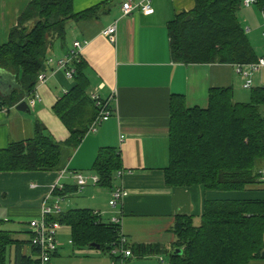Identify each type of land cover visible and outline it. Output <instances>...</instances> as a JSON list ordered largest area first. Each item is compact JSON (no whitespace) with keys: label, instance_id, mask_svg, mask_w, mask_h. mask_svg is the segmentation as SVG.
Here are the masks:
<instances>
[{"label":"crops","instance_id":"0c3cea01","mask_svg":"<svg viewBox=\"0 0 264 264\" xmlns=\"http://www.w3.org/2000/svg\"><path fill=\"white\" fill-rule=\"evenodd\" d=\"M30 1L0 0V46L8 41L10 30ZM127 1L72 0L74 13L105 7L97 18L68 23L65 41H55L48 51L47 59L57 61L69 54L74 42L83 45L79 56L86 63V95L108 101L111 116L96 132L86 134L76 148H63L56 169L0 173V228L18 243L9 248L7 264L33 258L28 223L40 217L44 201L52 206L59 199L61 213L97 212L106 225L121 216V235L131 252L113 259L99 246H75L69 243L70 229L62 226L51 264H168L178 216H191L193 224L199 225L205 201L264 199V193L206 192L201 186L166 185L171 96H182L187 108L204 109L210 89L231 88L233 97H238L242 79L232 65L172 62L167 25L177 15L191 11L195 0H149L151 15L135 9L124 16L121 8ZM112 26L114 43L102 34ZM44 73L46 80L36 89L39 101L29 112H17L15 107L0 111V149L32 139L36 124L53 141L64 144L68 140L69 132L54 106L74 82L54 65L46 66ZM100 148L120 154L123 174L118 178L114 173L112 189L121 186L128 195L117 209L108 205L112 189L91 182ZM76 175L84 177V187H78ZM137 247H144L146 253L141 254ZM249 264H264V258Z\"/></svg>","mask_w":264,"mask_h":264},{"label":"trees","instance_id":"16d2710c","mask_svg":"<svg viewBox=\"0 0 264 264\" xmlns=\"http://www.w3.org/2000/svg\"><path fill=\"white\" fill-rule=\"evenodd\" d=\"M255 1L264 11V0ZM242 6L243 0H195L191 11L177 15L167 25L172 62H255L258 57L237 18ZM103 7L74 13L72 0H31L10 30L8 41L0 46V86L4 80L2 90L6 92L0 91V107L11 109L31 97L38 75L46 70L49 49L55 41H65L68 23L97 18ZM71 67L74 87L54 106L69 132L66 143L53 141L36 124L32 139L0 149V173L54 170L62 149L76 148L85 137L98 110L86 95V63L77 56ZM249 93V101L241 103L233 100L231 88L210 89L204 109L187 108L182 96H171L169 164L164 170L167 186L246 192L264 185L258 174L264 169V89L255 87ZM92 170L99 180L96 185L112 189L113 175L121 170L120 154L100 148ZM48 220L68 227L75 246H99L109 255L120 245L121 227L103 224L89 210H72ZM173 233L168 264H249L261 259L264 252V199L205 201L200 224L194 225L191 216H178ZM17 245L11 233L0 228V264H7L9 248ZM31 248L33 258H22L20 264H38V252ZM136 250L146 253L144 247Z\"/></svg>","mask_w":264,"mask_h":264},{"label":"built area","instance_id":"2783aa9c","mask_svg":"<svg viewBox=\"0 0 264 264\" xmlns=\"http://www.w3.org/2000/svg\"><path fill=\"white\" fill-rule=\"evenodd\" d=\"M255 0H243V7L249 8L251 5H255ZM122 14L124 16L131 14L135 9H139L144 15H151L153 13L150 8L149 0H128L127 2L122 4ZM263 17L264 22V11H260ZM115 27H109L102 34L105 37H108L112 43L115 42ZM262 38L264 40V31L262 33ZM83 45L79 42H74L72 50L69 54L61 58L57 61H53L52 59H47L46 66L54 65V67L58 70H62L65 72V76L68 79H72V75L74 70L71 67L72 61L79 56ZM234 68V72L242 79V89L250 91L255 87H261L264 89V82L256 86L253 81L254 75H260L264 71V57H258L255 62L250 64H235L232 65ZM46 80V74L44 72L40 73L37 77V85L31 97H28L24 100L27 104L28 108L34 107L35 103L39 101V95L36 92L38 86L44 84ZM91 101L94 103V106L98 110V114L89 126L88 132L94 133L101 126L103 122H106L111 116V110L109 107L108 101H102L96 95H91ZM113 97H110L112 100ZM0 111L5 112L6 110L0 107ZM122 172L118 171L116 176L120 178L122 176ZM259 174V182L264 184V169L258 172ZM77 185L78 187H84L86 185V181L83 176L76 175ZM98 177H91V182L93 184L98 183ZM127 192L124 188L116 187L111 190L110 199L108 201V205L111 209H117L123 202V200L127 197ZM60 200L57 199L52 206H47L44 201L42 204L40 217L32 220L28 223V228L30 231V246L35 248L38 252V264H51V260L53 256L56 254L58 249V240L57 234L61 229V225L56 221H50L48 218L50 216L59 215L61 213L60 210ZM95 214H98L95 212ZM110 224L121 227V216L113 217L110 221ZM121 234V233H120ZM71 243V241H69ZM127 245L126 240L121 237L119 247H116L111 250L110 254L115 256L117 254L130 256V250L124 248Z\"/></svg>","mask_w":264,"mask_h":264},{"label":"rangeland","instance_id":"374dc122","mask_svg":"<svg viewBox=\"0 0 264 264\" xmlns=\"http://www.w3.org/2000/svg\"><path fill=\"white\" fill-rule=\"evenodd\" d=\"M237 18L240 25L244 28L247 40L257 57H264V40L262 38L264 22L258 7L256 5H251L249 8L242 6L237 13ZM253 81L256 86L261 83L260 81L264 82V71L260 75H254ZM249 92L250 91L241 89L239 96L237 97L235 94L233 100L235 102L246 103L250 98ZM261 188L263 189L264 185H256L246 192L262 194L264 192L261 191Z\"/></svg>","mask_w":264,"mask_h":264},{"label":"water","instance_id":"95a60500","mask_svg":"<svg viewBox=\"0 0 264 264\" xmlns=\"http://www.w3.org/2000/svg\"><path fill=\"white\" fill-rule=\"evenodd\" d=\"M3 82H4V80L1 82L2 84L0 86V91L2 92V94H6V92H3V90H2V87H4ZM6 87L9 89L11 87V85L8 84V85H6ZM15 110L17 112H22V113L29 112L28 106L24 101L19 103L17 106H15ZM96 248H98V246H96ZM177 253H180V251H177ZM262 257L264 258V252L262 253Z\"/></svg>","mask_w":264,"mask_h":264}]
</instances>
